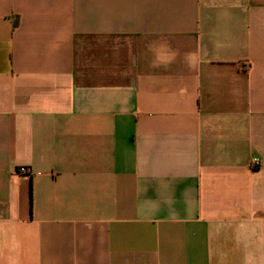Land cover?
<instances>
[{"label":"crops","instance_id":"1","mask_svg":"<svg viewBox=\"0 0 264 264\" xmlns=\"http://www.w3.org/2000/svg\"><path fill=\"white\" fill-rule=\"evenodd\" d=\"M0 264H264V0H0Z\"/></svg>","mask_w":264,"mask_h":264},{"label":"built area","instance_id":"2","mask_svg":"<svg viewBox=\"0 0 264 264\" xmlns=\"http://www.w3.org/2000/svg\"><path fill=\"white\" fill-rule=\"evenodd\" d=\"M259 163H260V161L258 159H255L253 161L254 166H257ZM19 170H20L21 173H27V174L30 173V171H31L30 168L28 166H26V165H21L19 167Z\"/></svg>","mask_w":264,"mask_h":264}]
</instances>
